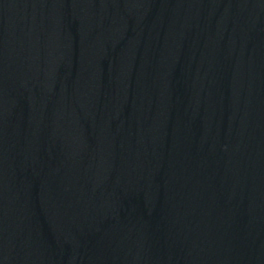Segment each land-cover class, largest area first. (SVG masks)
I'll use <instances>...</instances> for the list:
<instances>
[{"label": "water", "instance_id": "95a60500", "mask_svg": "<svg viewBox=\"0 0 264 264\" xmlns=\"http://www.w3.org/2000/svg\"><path fill=\"white\" fill-rule=\"evenodd\" d=\"M0 264H264V0H0Z\"/></svg>", "mask_w": 264, "mask_h": 264}]
</instances>
